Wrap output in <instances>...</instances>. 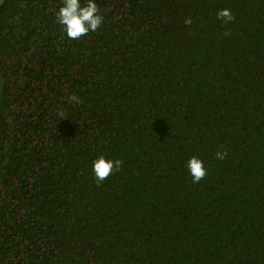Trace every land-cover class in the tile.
<instances>
[{
  "label": "trees",
  "instance_id": "trees-1",
  "mask_svg": "<svg viewBox=\"0 0 264 264\" xmlns=\"http://www.w3.org/2000/svg\"><path fill=\"white\" fill-rule=\"evenodd\" d=\"M96 3L0 2V264H264V0Z\"/></svg>",
  "mask_w": 264,
  "mask_h": 264
},
{
  "label": "clouds",
  "instance_id": "clouds-1",
  "mask_svg": "<svg viewBox=\"0 0 264 264\" xmlns=\"http://www.w3.org/2000/svg\"><path fill=\"white\" fill-rule=\"evenodd\" d=\"M54 15L65 35L73 40L97 31L103 22V15L97 7L96 0H61L58 11L54 10ZM216 16L225 24L234 20L231 9L228 8L218 10ZM191 23V19L185 20V24ZM68 99L74 105L82 103L77 95H71ZM225 155V152L217 150L215 158L223 160ZM122 163L120 159H109L100 155L92 161V171L98 181H103L113 171L119 170ZM185 167L193 183H199L207 175L204 161L197 156L189 157Z\"/></svg>",
  "mask_w": 264,
  "mask_h": 264
},
{
  "label": "rangeland",
  "instance_id": "rangeland-1",
  "mask_svg": "<svg viewBox=\"0 0 264 264\" xmlns=\"http://www.w3.org/2000/svg\"><path fill=\"white\" fill-rule=\"evenodd\" d=\"M2 0H0L1 2ZM0 93H1V76H0Z\"/></svg>",
  "mask_w": 264,
  "mask_h": 264
}]
</instances>
